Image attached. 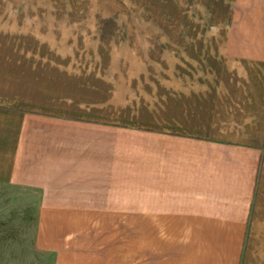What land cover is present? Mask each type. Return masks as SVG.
I'll list each match as a JSON object with an SVG mask.
<instances>
[{"label":"crops","instance_id":"crops-1","mask_svg":"<svg viewBox=\"0 0 264 264\" xmlns=\"http://www.w3.org/2000/svg\"><path fill=\"white\" fill-rule=\"evenodd\" d=\"M55 1L0 0V190L37 251L114 264L81 249L106 223L121 264H264V0H139L99 58Z\"/></svg>","mask_w":264,"mask_h":264},{"label":"rangeland","instance_id":"rangeland-1","mask_svg":"<svg viewBox=\"0 0 264 264\" xmlns=\"http://www.w3.org/2000/svg\"><path fill=\"white\" fill-rule=\"evenodd\" d=\"M138 8L139 0H64V2L60 0L51 2V9L82 11L83 15L86 13L89 16L66 17V25L83 26L81 33H70L67 36L74 37L78 43L77 47L95 53L97 58L103 57L106 51H110L114 57H120L123 51V34L94 32L102 30V28H98L99 26H106L105 29H109V31L118 27V31H121L123 25L156 24L154 22H157L158 18H139L137 16ZM142 8L144 7L142 6ZM51 20L59 19L51 18ZM81 38L85 40L81 41ZM20 194L19 192V197H14L13 192L0 190V219L9 220L11 218L17 221L14 230L9 228L10 225L13 226V221H0V264H54V255L42 253L36 249L32 231L36 222L29 221L35 214V207L28 205L30 199L23 198ZM120 226L121 223H113L115 233L120 230ZM3 227H5L4 230ZM81 229L83 243L81 249L85 257L92 258L96 262H106L110 256L109 254L106 256L104 252H110L113 248L114 264H121L120 236L110 237L109 227L106 223H82ZM71 241L74 242L75 239L72 238ZM77 245L76 242L75 247Z\"/></svg>","mask_w":264,"mask_h":264}]
</instances>
